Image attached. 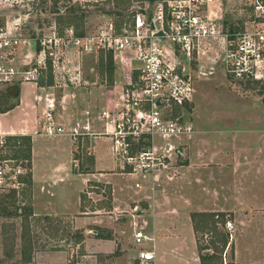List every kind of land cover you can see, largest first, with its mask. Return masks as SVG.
Returning a JSON list of instances; mask_svg holds the SVG:
<instances>
[{
    "label": "rangeland",
    "instance_id": "1",
    "mask_svg": "<svg viewBox=\"0 0 264 264\" xmlns=\"http://www.w3.org/2000/svg\"><path fill=\"white\" fill-rule=\"evenodd\" d=\"M246 3L247 0H213L210 5L212 14L217 16L224 32L231 31L246 18ZM61 5L63 9L59 8ZM137 5L138 0H0V25L6 27L11 37L17 35L20 38L11 49L0 50V62L16 70L38 68L37 93L43 97L46 92L51 93L48 96L54 100L52 114L57 120L67 122L69 126L74 124L75 120H63L58 116L66 103L73 106L74 112L78 110L81 115L87 114L89 118L84 123L92 120L90 115L93 116L92 121L96 122L95 116L106 121L102 114L104 109L110 112L109 118L117 122L126 111L121 94L129 75L135 76L130 72L129 58L125 57L119 63L112 54L93 45L91 49L83 50L81 44L70 39V30L74 36L81 33L82 36L78 37H90L104 27L108 18L117 23L130 18V12L137 9ZM81 13V19L76 17ZM14 21L20 22L16 30ZM53 34L63 40L60 43L47 42ZM40 39L44 41L45 49L53 53L52 56L41 57L36 49L37 44L43 46ZM81 40L83 42L84 38ZM90 40L91 44L93 40ZM205 41L206 52L199 53L197 57L198 62L205 66V73H193L190 99L161 108L166 120L177 117L178 122L190 124L191 130L167 137L146 136L130 145L131 152L135 153L153 144L156 153L163 155L165 165L149 171L132 169V165L121 157L123 145L115 142L113 134L109 135L110 148L118 163V168L110 171L111 176L124 177L132 182L131 186L140 184L145 196H141L140 207L137 208L141 210L140 215L135 211L129 214L124 210L115 212L110 208L114 193L112 184L87 183L81 194V203L85 207L82 211L115 217L119 224L116 234L121 243L129 251L131 249L130 253L116 260L114 254L110 255L112 258L99 255V264H132L134 251L150 249L153 243L158 264H201L198 246L200 250L205 247L201 253L212 255L205 264H264V77L246 81L232 79L225 66L227 36ZM47 61L51 63V82ZM21 76L18 71L15 77ZM17 87L18 81L0 83V110L13 108ZM33 88L29 84L24 91L30 99L34 97ZM105 91L109 99L104 103ZM40 103L43 104L42 100ZM237 132L242 133L237 135ZM13 136L21 135H3L0 144V162H3L4 174L9 176L0 186V264H28L35 261L32 258L35 253L61 250L67 253L66 264H78L86 259L84 256L88 253L85 252L84 237L82 235L78 239L77 232H81L73 227L71 219L61 214L33 215L32 182L19 181L20 175L30 171L31 154L30 160L24 158L19 151L24 148L22 139H12ZM94 136L105 135H90L74 142V147L78 146L76 151L73 150L77 164L74 165L72 160L71 166L67 162L68 165L62 167L71 175L72 171L84 172L91 168L93 157L87 151H92ZM37 145L41 151L42 174L55 176L58 159H64L54 151L47 155L44 149L57 145L67 148L69 140L41 138ZM18 170L22 172L18 173ZM67 180L73 188L80 181L72 176ZM60 188H54L58 198L64 197ZM234 191L239 192V198ZM72 192L70 189L66 198L71 199ZM116 194L118 199L123 198ZM218 208L223 210L213 211ZM201 209L204 211H195ZM156 211L169 213L170 219L158 220L157 215L153 216ZM130 220L138 221L139 225L143 221L148 222L145 231L153 232L157 237L155 242L133 246L132 233L139 228L133 229L128 222ZM226 220L234 225L231 233L225 228ZM173 221L188 223L194 232L192 240L174 245L158 240L164 237V226L171 227ZM186 234L183 231L182 235Z\"/></svg>",
    "mask_w": 264,
    "mask_h": 264
},
{
    "label": "built area",
    "instance_id": "2",
    "mask_svg": "<svg viewBox=\"0 0 264 264\" xmlns=\"http://www.w3.org/2000/svg\"><path fill=\"white\" fill-rule=\"evenodd\" d=\"M138 1V8L132 10L131 17L124 19L122 23L108 18L97 34L78 37L70 30V39L75 44H81L83 50L91 49L92 45L96 49L104 50L112 54V58L119 63L125 57L129 58L130 72L135 76L129 75L121 94L126 111L114 122L109 118L110 112L104 110L102 114L106 118L105 125L113 122L114 126V131H109L105 126L104 133L113 134L116 137L115 142L123 145L121 157L132 165V169L149 171L165 165L163 155L156 153L153 144L135 153L131 152L130 145L132 142L138 143L146 136L167 137L191 130L190 124L178 122L177 117L166 120L161 114V108L182 104L190 99L193 92V73H205V66L197 59L199 53L206 52L205 40L227 36L225 66L232 79L246 81L264 77V0H247L246 18L227 32L218 24L215 13L212 14L210 5L213 0ZM59 8L63 9V5ZM19 24V21H14L15 30ZM217 26H220L219 29ZM19 39L17 35H8L6 27L0 25L1 51L11 49ZM90 39L93 40L91 44ZM40 40L43 45L39 49L41 57L44 59L47 55L52 56L53 53L47 51L44 41ZM52 40L60 43L63 39L53 34L46 41L50 43ZM37 70V67L16 70L15 67L0 62V83L12 84L18 81V85L22 82L37 85ZM18 71L22 76L17 79L15 76ZM45 100L46 108L36 133L55 135L66 132L75 142L92 134L89 124L79 121H75L64 131L52 114L54 100L48 95ZM2 136L0 134V144L3 142ZM87 153L91 154V151ZM76 164L77 159H74V165ZM3 166V162H0V186L9 179L4 174ZM225 228L231 233L234 229L232 221L226 220ZM133 239L138 246L153 240L143 229H137ZM134 259L132 264H156L153 245L150 249L139 248Z\"/></svg>",
    "mask_w": 264,
    "mask_h": 264
},
{
    "label": "crops",
    "instance_id": "3",
    "mask_svg": "<svg viewBox=\"0 0 264 264\" xmlns=\"http://www.w3.org/2000/svg\"><path fill=\"white\" fill-rule=\"evenodd\" d=\"M29 84H32V86H34L33 90H35L34 97L32 99L28 98L24 93V91L26 90ZM37 87L38 86L34 85L33 83L22 82L21 84L18 85V95L15 97L16 101L13 108L3 112L0 111L1 135H11V134H18L23 136L29 135L31 138L30 173H31V182H32L31 205H32L33 215L42 214V215L50 216V215L61 214L65 218L71 219L73 227L79 230L83 235L84 237L83 243H84V248L86 250L85 252L88 253L87 255L84 256L86 259L82 260L81 262L78 261L79 262L78 264H99V255L110 256L114 254L115 260L119 259L121 256L127 254L128 252L130 253L131 249L129 251L128 247H126L123 243H121L120 238L117 236L116 233L119 224L115 222V217L110 215H107V217L95 215V214L90 215L86 211H82L85 207L83 208V205L81 203V194L84 192V189L86 188V185L89 181L104 182L107 184L110 183L112 184V190L115 193V194L112 193V203L110 207L112 211L118 212L124 210L126 211V213L135 211L137 214L140 215L141 210L137 208L140 207V200H142L140 199L141 196H145V193H142L143 191L140 190L141 188L140 184H138L137 186L135 185L131 186L132 182L127 181L126 178L113 177L110 174L111 173L110 171L118 168V163L110 148V143H109L110 133L105 134L104 130H105V126H107L109 131H111L114 128V126L111 122H108V124L105 125V121L102 118H100L99 116H95L94 119L96 120V122L100 123V126H97V123L95 121H92L93 116L90 115L92 120L87 123L89 124L90 131L92 132L91 136L99 135V134L105 136L102 137L94 136L95 137L93 141L94 143L91 146V150H92L91 154L93 157L91 168L87 172L72 171L73 175H71V172H69L68 169L62 167H66L68 163L70 165L72 160L77 159L74 158L75 153L73 152V150L76 151V148H78V146L74 147L75 141H73L70 135L66 132L55 135L36 133V131L39 130V122L42 120L43 112L45 111L46 108L45 96L43 97L42 94L37 93L38 90ZM22 88L24 89L22 90ZM50 94H51L50 92H46V95H50ZM103 94L104 97H102V99H104V103H105L109 99L108 92L105 91ZM64 96H62L61 98L63 99ZM41 100L43 104L40 103ZM72 107H73L72 105L68 106L65 103L64 105H62V110H61L62 114H58V116L63 120L72 119L73 121L74 120L83 121L80 123H84L87 120V118H89L87 117V114L81 115V111L77 110V112H74ZM56 118L55 120L58 121V123H60L63 126L64 131H67L70 127L69 124H67V122L64 121L61 122ZM93 122L95 126L94 125L92 126ZM241 133L242 132H237V135H240ZM85 137L81 138L80 140L84 139ZM41 138H46L48 140H56V139L69 140V145L67 148L57 145L54 148L46 147L44 149V151L47 152V155H50L51 154L50 152L54 151V153H57V156L59 157L61 156L64 159V160H62L61 158L58 159V163L54 168L56 173L55 176L51 174L43 175L41 172L40 166L42 161L39 159V155H40L39 152L41 153V151L39 150V146L37 145V143H39V140H41ZM58 153H61L63 155H59ZM69 169L72 170V168L70 167ZM69 175L76 179L77 178L80 179L79 184L76 185V188H73V186L69 185L70 183L67 180V177H70ZM55 186H58V189L60 186L62 187L60 188V190L64 193V197H60V198L57 197L54 191ZM70 189H73L72 192L73 196L71 199L69 197L66 198L69 195ZM116 192L119 195H121L123 198L118 199L116 197L117 195ZM238 194H239L238 191H234V195H236L239 198L240 196H238ZM243 195L245 196L244 193ZM120 206H124L123 207L124 209H119ZM142 206H144V203H142ZM148 206L150 207L149 204ZM236 206L239 205L236 204ZM243 206L245 205L243 204ZM241 209L243 210L244 208ZM197 210L195 211L196 212L204 211L203 209H201V211H197ZM218 210H223V209L222 208L213 209V211H218ZM109 211L110 213L112 212L111 210ZM154 215L158 216L157 217L158 220L163 219L165 221L167 220V218L170 219L169 213L166 214L162 212L157 213L156 211L155 214L153 213V216ZM157 218L154 220H157ZM128 222L133 229L139 228V229H143L144 231L146 224L148 225V222L146 223V221H143L142 225H139V222L136 220L133 221L130 220ZM171 225H172L171 227H169L168 225L167 227L164 226V230H166V232L164 233V237L158 240H164L167 244L171 242L173 245L176 242L177 243L183 242V244H185L184 241L187 242L192 240L194 236V232L192 228L188 225V223H186L185 221H182L181 223L180 222L176 223L175 221H173ZM183 231L187 232V234L182 235ZM188 231L190 232L189 234ZM148 234L149 235L151 234L150 236H152L155 242L157 237H155L153 232L150 231ZM133 236H134V231L132 233L131 244L133 246H137L134 243ZM153 248H154V243H153ZM134 253L136 255L135 251ZM66 254L67 253L64 250L55 251L51 253H47V252L35 253L32 257L33 260L35 261L30 262L28 264H66L65 262L67 260ZM155 256H156V251H155ZM158 263L156 262V264ZM113 264H117V263L113 262Z\"/></svg>",
    "mask_w": 264,
    "mask_h": 264
},
{
    "label": "trees",
    "instance_id": "4",
    "mask_svg": "<svg viewBox=\"0 0 264 264\" xmlns=\"http://www.w3.org/2000/svg\"><path fill=\"white\" fill-rule=\"evenodd\" d=\"M81 15H83V13H81L80 16L77 15L76 17L80 18ZM75 34H77L76 36H79L81 33H79V35H78V33H75ZM80 36H82V35H80ZM36 49L38 51L40 49V46L38 44L36 46ZM47 65H48V71H49V82H51L50 79H51L52 76H51V63H50V61H47ZM17 88H16L15 94H14L15 97L18 95ZM6 94L8 96V93H6ZM9 108H11V107H8L6 109H2L0 111L1 112L6 111ZM19 138L22 139V143H23V146H24V148L21 149V150H19V151H20V153L22 154V156L24 158H28L30 160V154H31V138H30V136H23V135H21V136H13L12 137V139H16V140L19 139ZM87 171L88 170H85V172H87ZM30 180H31V173H30V171L27 172V174L20 175V180L19 181H21V182H26V181L28 182L29 181L30 182ZM11 189H13V191H15L14 188H11ZM210 215H213V214H210ZM192 216H193V214H192ZM77 237H78V239H81L82 238V234L77 232ZM223 239H225V238H223ZM204 248L202 247L201 250L204 249ZM198 249H199V259H200V263L201 264H205V261L211 259V256L212 255L201 253V250H200L199 246H198Z\"/></svg>",
    "mask_w": 264,
    "mask_h": 264
}]
</instances>
